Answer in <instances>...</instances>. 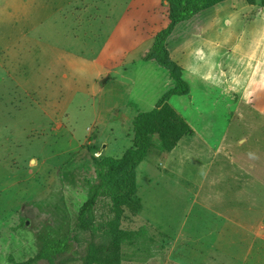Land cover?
Here are the masks:
<instances>
[{"label":"rangeland","instance_id":"1","mask_svg":"<svg viewBox=\"0 0 264 264\" xmlns=\"http://www.w3.org/2000/svg\"><path fill=\"white\" fill-rule=\"evenodd\" d=\"M232 7L237 9L235 14L245 13V20L226 16ZM119 8L138 10L141 22L147 18L156 25L167 21L161 0H0V209L10 215L11 233L8 242H3L0 264L26 260L40 250L46 238L68 233L78 254L66 255L63 264H84L89 242L107 248L96 254L92 264H245L251 229L264 228L245 224V173L264 178V167L250 172L240 167L243 158L245 165H264V160L249 157L264 156V118L257 102L264 92V53L256 61L245 95V105L253 109L243 114L234 106L212 107L207 113L214 128L201 125L206 113L197 116L200 119L195 126L176 111L172 118L162 114L150 129L166 150L152 148L134 172L123 166L112 173V160L133 146L134 126L131 115L121 119L118 110L104 113L101 88L108 83L107 94L124 89L128 95L132 91V96L138 97L134 106L149 111L168 88V73L158 72L151 63H137L132 81H78L74 79L73 60L69 66L51 65L50 46L58 43L72 47L75 31L71 17L88 12L90 22L87 28L84 23L82 43L88 52L97 53L112 26L111 19L97 15ZM95 20L103 21V26L95 27ZM193 20L192 24L200 21L208 26L227 24L233 28V35L245 26V40L257 44L264 39V0H228ZM57 24L62 25L60 32ZM182 37L180 34L178 38ZM233 43L234 47L241 44L237 40ZM190 50L188 66L193 67L194 43ZM140 52L134 50L129 57L139 59ZM2 58H9V65L3 64ZM190 84L194 87L192 80ZM181 98L170 101L179 111L184 109ZM184 121L192 130L190 134L183 132ZM178 137H189L193 143L203 137L221 142L191 144L211 157L218 154L229 158L226 150L233 149L238 172L233 176L232 204L213 207L210 200L218 193L179 192L184 187L176 181L178 172L169 171L167 160ZM229 137H235V143L220 141ZM187 153L185 162L189 160ZM190 162L188 172L195 165ZM199 178L201 173L196 180ZM95 190L97 200L85 216V226L79 221V209Z\"/></svg>","mask_w":264,"mask_h":264},{"label":"crops","instance_id":"2","mask_svg":"<svg viewBox=\"0 0 264 264\" xmlns=\"http://www.w3.org/2000/svg\"><path fill=\"white\" fill-rule=\"evenodd\" d=\"M161 1L164 7L163 15L167 17V21L161 22L158 25L152 22V18H147L144 22H141L139 20L140 13L138 10L119 8L100 11L97 17L111 19L112 26L108 32L104 45L95 54L88 52L86 45L82 43L86 35L84 23L87 28L90 22V16L88 12H78L79 14L81 13V15H77L78 18H76V16L71 17L74 22L75 31L73 35V46L69 48V46L58 43H56V45L52 44L50 46L52 49L51 65L59 66L66 64L69 66L72 64L71 60H73V64L76 67L74 70L75 80L84 82L89 80H109V82H112L135 80V65L137 63H151L158 72L162 74L168 73V88L158 97L159 100L162 99L163 96L175 86V81L171 77L169 71L156 60L145 59L146 54L150 51L154 43L156 34L169 24L168 1ZM219 4L210 7L202 13L213 9ZM234 10L237 11L234 7L227 9L225 15L233 17L242 16V19L245 20V13L235 14ZM196 17L197 15L189 21L179 23L174 29V31H176L179 28L178 34L175 35L173 32V35L167 41L170 58L181 66L183 78L188 82L190 92L186 95H170L167 97L166 103L170 105L171 100H174L176 97H182L180 102L184 108L183 110L179 111L176 107L174 109V107L170 105L179 115L184 117L189 124L195 126L194 122L196 119L197 121L200 119L197 118V116L206 113L201 119V125L206 128H214L207 113L212 107L216 106L223 109H230L234 106L243 114L246 109L251 108L245 105V95H247L250 90V82L254 76L253 73L257 63L256 61L260 60L264 53V39L257 44L253 43L251 45L247 39L245 40V26L241 28L242 31L238 32L237 35H233V28L231 29L224 23L208 26L207 22L202 24V22L198 21L197 24H192L194 21L193 19ZM68 21V19H65V22ZM50 24L51 27H53L54 20L51 19ZM94 26L101 28L103 26V21L95 20ZM56 27L58 29L57 32L62 30V25L58 27L57 24ZM52 31H54L53 28L51 33H53ZM182 31L184 33H182ZM78 34L80 35L78 36ZM180 34L185 37L178 38ZM174 37L177 38L174 39ZM234 40L239 41L241 44L234 47ZM193 43L196 45L197 50L194 54L195 60L191 62L193 63V67H191L188 66V63L192 55L190 46ZM139 49H141L139 59H132L129 57L134 50ZM8 50L7 48L6 51ZM55 57L58 58V60L54 59ZM2 63L9 65L10 59L2 58ZM234 67L236 68L235 70ZM55 70L59 71L58 68ZM60 71H64L66 74L70 73L68 69H60ZM188 72L189 75L187 78ZM5 75L6 73L3 70V79ZM190 80L194 82V87L190 84ZM109 85L110 84L107 83L100 90V96H102L101 101L105 102L104 113L108 114V112H112L114 114L118 110L121 119L122 117H129L128 115H131L133 121L134 117L140 112L137 107H135V101L138 100V97H133L132 91L127 95L124 89L122 93L117 91L116 94H107L106 90ZM159 100L155 101L154 108L157 107ZM258 111L264 118V109L260 107ZM244 139L245 142L248 141V139ZM234 140L235 137H229L221 138L220 141H223L222 143L225 144H231L235 143ZM193 141L195 140L189 137H182L174 151L169 154L167 158L168 162H170L169 171L173 173H175V171L178 172L179 177L176 178V181L179 186L184 187L183 190H179V192L204 193L205 196L218 193L219 196L210 200L211 204L214 205L213 207H228L232 204L231 194L235 186L233 176L238 172L234 163L238 160L232 157L233 149L226 150V154L229 158H225L218 154H214L211 157L208 153H201L200 148L191 147V144L213 145L221 142L207 137L197 140V143H193ZM183 150H187L184 152H188L187 156L189 160L186 162L183 161L185 156ZM249 157H251L253 161L264 160V156L260 154H250ZM177 161H180L179 166L176 165ZM190 161H193L195 165L191 168V171L188 172L187 169L190 166ZM207 161H211L212 165L207 164ZM240 161L243 162L240 167L244 171H259L260 167H264V165L260 163L252 166L245 165V158ZM204 168H206V175L202 174ZM198 172L201 173V178L196 180V176L199 174ZM209 173H214V175H209ZM191 185L195 186L191 187ZM209 185L214 188H210ZM9 217L10 215L7 210L4 208L0 209L1 252H3L4 249L3 242H8L11 237V233H9L10 227L8 226L10 223ZM208 221L212 223L213 220L209 219ZM225 223L228 224V221H225ZM245 224H250L251 226L264 225V178H260L255 174L250 175L246 173ZM250 232V242L245 251L247 252L245 264H264V228L253 227ZM5 233L6 235H4ZM4 238H7V240L4 241Z\"/></svg>","mask_w":264,"mask_h":264},{"label":"trees","instance_id":"3","mask_svg":"<svg viewBox=\"0 0 264 264\" xmlns=\"http://www.w3.org/2000/svg\"><path fill=\"white\" fill-rule=\"evenodd\" d=\"M167 1L169 4V24L156 34L154 43L150 51L146 54L145 59H154L161 66L166 68L175 81V86L159 100L156 108L151 111H140L134 117L133 146L129 148L121 158L112 160L113 163H115V167L111 170L112 173H118V170L123 166H126L129 172H134L136 167L143 161L152 148L163 149V151L166 150L161 140L154 136L150 129V124L162 114H166L170 118L175 116V110L166 103L168 96L186 95L190 92V86L183 78L181 66L170 58L167 41L173 35L174 29L179 23L189 21L199 13L226 0ZM181 125L184 127V134H190L192 132L185 121L181 122ZM180 139L181 138L178 137L172 147H176ZM97 196L98 192L96 190L91 191L88 199L80 207L78 218L82 225H87L85 216L93 209ZM73 240L72 235L69 233L58 238L48 237L34 256L17 262L16 264H63L62 260L66 255L72 253L73 255L78 254V252L73 249ZM106 250L107 248L104 245L89 242L86 246L87 255L84 257V264H92V259L96 254L105 252ZM70 259L74 258L71 257Z\"/></svg>","mask_w":264,"mask_h":264},{"label":"bare ground","instance_id":"4","mask_svg":"<svg viewBox=\"0 0 264 264\" xmlns=\"http://www.w3.org/2000/svg\"><path fill=\"white\" fill-rule=\"evenodd\" d=\"M257 102H258L259 106L264 109V92H262L260 94V96L257 99Z\"/></svg>","mask_w":264,"mask_h":264}]
</instances>
